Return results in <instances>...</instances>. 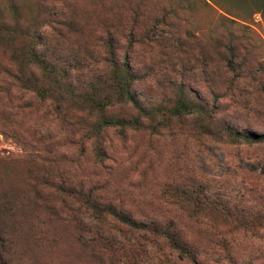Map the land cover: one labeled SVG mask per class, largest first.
I'll use <instances>...</instances> for the list:
<instances>
[{"label": "rangeland", "instance_id": "1", "mask_svg": "<svg viewBox=\"0 0 264 264\" xmlns=\"http://www.w3.org/2000/svg\"><path fill=\"white\" fill-rule=\"evenodd\" d=\"M0 21L35 29L41 38L40 50L47 57L61 66L76 64V79L98 71L97 62L105 57L111 41L116 56H127L142 78L135 94L144 103L163 100L168 81L198 75L202 65L194 59H202L201 52L208 58L213 53L208 45L217 40L239 43V55L254 69L255 86H264V21L256 14L242 23L212 4L207 6L204 0H0ZM154 22L159 39L152 33L145 36ZM132 25L134 36L130 35ZM130 37L136 44L129 50ZM9 56L8 50L5 53L0 48L2 70H13ZM13 84L3 85L13 90L10 100L0 95V191L38 184L33 161L40 152L51 151L55 159L64 152L70 157L76 154L80 167L76 179L105 187L112 202L121 204L136 219L174 221L196 249L199 264H264V217L255 220L258 207L264 206V143L217 142L194 135L186 121H172V132L168 129L160 136L127 133L121 137L108 132L104 136L108 159L98 166L88 157L79 158L77 151H66L64 147L71 142L48 105L38 104ZM192 88L207 100L206 90L198 85ZM260 97V93H253L245 102L247 106L219 98L217 106L239 129L263 131L264 127H256L264 125ZM192 186L202 189L204 197L228 203L231 210L247 218V229L241 225L238 229L220 228V237L215 240L224 241L226 251L209 241L217 233L212 230L208 235L205 218L194 223L172 203L176 191ZM102 228L118 241L124 239L114 224ZM57 229L58 251L50 252L54 247L47 245L31 247L29 237L14 238L12 264H91L82 253H76L69 228ZM133 237L146 241V236ZM146 242L148 254L144 257L152 259L149 264H189L170 256L164 244Z\"/></svg>", "mask_w": 264, "mask_h": 264}, {"label": "trees", "instance_id": "2", "mask_svg": "<svg viewBox=\"0 0 264 264\" xmlns=\"http://www.w3.org/2000/svg\"><path fill=\"white\" fill-rule=\"evenodd\" d=\"M204 3L214 5L242 23H247L256 14L264 21V0H204ZM170 11L175 15L173 9ZM156 26L154 22L145 36L156 34ZM130 35L134 36L133 25ZM40 41L35 29L21 28L17 22L0 21V48L5 53L10 52L13 68L2 70L4 67L0 64V95L10 100L13 90L3 85L14 82L18 90L31 95L38 104H47L51 116L67 134V142H71L64 149L77 151L78 157H88L95 165L102 166L108 159V146L104 141L108 132L121 137L127 133L160 136L171 129L172 121H180V124L186 121L194 135L217 142L264 143V130L239 129L217 106L219 98L237 106H247L245 102L253 93H260L259 99L264 101V86H255L254 69L246 57L239 55L240 45L233 40L209 44L213 53L206 58L201 52L202 59H194L202 65L198 75L179 82L168 81V95L161 101L147 103L141 102L135 94L142 78L135 73L127 56L120 59L116 56L111 41L106 45L105 57L97 62L98 71L91 70L89 75L79 79H76L78 67L75 61L74 65L57 64L40 50ZM128 42L130 50L136 43L133 37ZM89 67L90 64L85 66ZM195 85L206 90L207 100L192 88ZM252 86L254 89L250 91ZM256 127L264 125L257 124ZM64 153L58 159L51 157V151L35 155L34 179L38 184L0 191V264H12L13 240L18 237H29L31 247L47 245L54 247L50 252L58 251L55 247L57 228L66 226L76 253H82L91 264H149L152 259L144 257L148 254L144 247L146 241L160 242L170 256L189 264H199L196 249L174 221L134 218L121 204L112 202L105 187L99 188L91 180L87 183L76 179V169L80 168L76 154L70 157ZM203 194L202 189L192 186L176 191L171 196L172 203L194 223L205 218L208 235L212 230L217 233L212 236L214 241H209L226 251L224 241L215 240L220 237V228L238 229L241 225L247 229L250 225L246 223L245 215L231 210L228 203L208 199ZM257 214L259 217L255 220L264 217V206L258 207ZM105 224H114L125 240L118 241L110 231H104ZM124 232L130 236H123ZM134 234L146 236L145 243L134 239Z\"/></svg>", "mask_w": 264, "mask_h": 264}]
</instances>
